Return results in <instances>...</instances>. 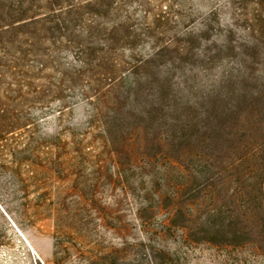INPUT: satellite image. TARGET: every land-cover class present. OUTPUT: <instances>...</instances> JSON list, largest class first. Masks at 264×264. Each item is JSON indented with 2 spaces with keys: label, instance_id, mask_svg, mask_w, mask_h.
Segmentation results:
<instances>
[{
  "label": "rangeland",
  "instance_id": "obj_1",
  "mask_svg": "<svg viewBox=\"0 0 264 264\" xmlns=\"http://www.w3.org/2000/svg\"><path fill=\"white\" fill-rule=\"evenodd\" d=\"M107 1L104 18L93 22L95 35L110 42L124 70L145 60L121 90L137 83V96L127 92L121 101L128 125L136 120L146 130L129 127L117 143L89 125L93 109L80 95L87 77L69 84L77 97L62 116L57 102L48 109L32 102L29 65L17 58L10 26L0 29V106L23 124L35 118L45 140L41 164L17 166L10 148L0 145V264H152L151 254L155 264H264V0ZM60 55L61 69L72 75L73 54ZM233 105H252L254 114L242 127L234 123L240 116L225 111L230 119H222L235 125L204 147L208 165L186 161L206 177L178 206L194 202L196 223L212 219L214 208L233 213L249 237L237 244L193 242L165 221L171 176L182 181L173 164L180 150L195 147L182 138L183 129L191 130L185 119L203 120L207 108L217 113ZM134 108L154 117L137 120ZM75 231L88 236H60Z\"/></svg>",
  "mask_w": 264,
  "mask_h": 264
},
{
  "label": "trees",
  "instance_id": "obj_2",
  "mask_svg": "<svg viewBox=\"0 0 264 264\" xmlns=\"http://www.w3.org/2000/svg\"><path fill=\"white\" fill-rule=\"evenodd\" d=\"M109 5L107 0H0V23L3 25L0 24V29L10 26L17 58L29 65L27 86L30 89L32 102L44 104L46 109L50 108L47 104L57 102L60 106L59 115L62 116L64 109L68 108L72 99L77 97L71 94L72 89L69 84L73 87L79 79L87 77V89L82 90L80 95L93 109L89 125L98 124L105 135V141L112 144L117 143L119 135H123L129 127L134 131L146 130L136 124V120L132 125H128L121 101L129 97L127 92L133 96L132 98L137 96L135 86L137 83L130 86V91L121 90L125 87L127 75L134 73L145 63V60H140V65L124 70L122 62H119L122 58L112 52L113 47L110 42L95 35L96 27L93 22L96 21V17L104 18V8ZM94 6L99 8H93ZM5 15L10 19L9 25L3 24L6 23ZM65 50L71 52L76 60V66L72 67V75L61 69L60 54ZM48 68L57 71V76H49L50 74L46 72ZM40 80L48 83H41ZM106 84L108 86L105 90L103 86ZM251 109L252 105L242 109L239 105H233L231 108L218 109L216 113V110L207 108L203 120L186 117L183 127L191 130L183 129L185 132L182 138L189 142L193 141L195 147L180 150L176 158L177 163L173 164L174 167H178L177 173L180 174L182 181H173V175L171 176V211L168 212L165 220L170 222L172 227L183 229V238L193 242L211 241L228 244L243 243L248 239L249 232L243 221L235 214L224 215L222 212L228 211L214 208L211 211L214 212L212 219L196 223L197 214L193 213L194 202L188 204L186 202L183 206H178L180 204L178 201L187 190H193L198 178L206 177L205 171L199 167L188 166L186 161L196 158L200 163L207 164L210 156L204 152V147L211 139L223 135L227 128L234 127V123H240L244 127L242 121L248 120L254 114ZM225 111L240 116L238 121L227 125L226 119H222L226 118L225 116L230 119ZM130 114L137 120L141 118L139 114L146 115L150 119L154 117L151 110L144 111L140 108H134ZM212 116H215L214 121L211 120ZM38 126L39 122L35 118H27L26 124H23L17 114H10L0 106V145L10 148L15 165L19 166L27 161L42 163L39 150L44 146L45 140ZM19 127L25 129L23 132L25 134L17 131ZM81 146L80 143L79 147ZM199 189L194 194V200H197L201 194ZM212 201L216 206V198L213 197ZM229 212L234 211L229 210ZM141 219L142 224L147 227L150 220L142 215ZM191 222L197 226L191 227ZM166 223L164 222L163 226H166ZM60 236L84 239L88 234L75 231L62 232ZM120 240L124 244L129 242L125 236ZM149 241H152L151 238ZM151 256L152 264H155L156 258L152 254Z\"/></svg>",
  "mask_w": 264,
  "mask_h": 264
}]
</instances>
